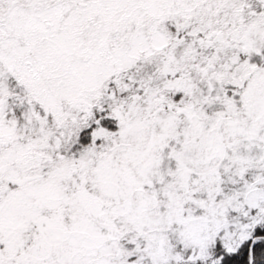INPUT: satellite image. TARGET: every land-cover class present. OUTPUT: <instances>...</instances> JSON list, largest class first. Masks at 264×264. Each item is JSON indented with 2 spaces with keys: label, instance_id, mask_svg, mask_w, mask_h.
I'll return each instance as SVG.
<instances>
[{
  "label": "snow or ice",
  "instance_id": "obj_1",
  "mask_svg": "<svg viewBox=\"0 0 264 264\" xmlns=\"http://www.w3.org/2000/svg\"><path fill=\"white\" fill-rule=\"evenodd\" d=\"M0 264H264V0H0Z\"/></svg>",
  "mask_w": 264,
  "mask_h": 264
}]
</instances>
